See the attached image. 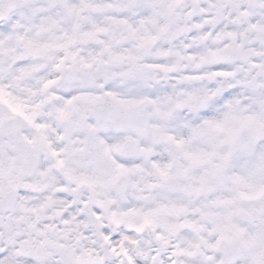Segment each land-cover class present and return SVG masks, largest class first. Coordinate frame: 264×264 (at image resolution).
<instances>
[{"label":"snow or ice","instance_id":"1","mask_svg":"<svg viewBox=\"0 0 264 264\" xmlns=\"http://www.w3.org/2000/svg\"><path fill=\"white\" fill-rule=\"evenodd\" d=\"M0 264H264V0H0Z\"/></svg>","mask_w":264,"mask_h":264}]
</instances>
